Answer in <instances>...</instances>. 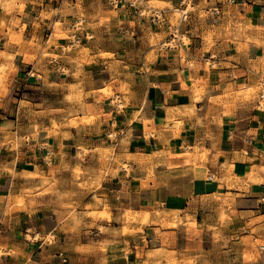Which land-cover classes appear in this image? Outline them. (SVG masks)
I'll use <instances>...</instances> for the list:
<instances>
[{
    "label": "clouds",
    "instance_id": "9594fccd",
    "mask_svg": "<svg viewBox=\"0 0 264 264\" xmlns=\"http://www.w3.org/2000/svg\"><path fill=\"white\" fill-rule=\"evenodd\" d=\"M52 2L0 0V153L9 151L8 157L0 155V179L10 177L7 184H0V192H8L0 195V264H38L25 251L34 234L45 244L60 247L62 231L71 234L66 238L69 249L89 251L80 246L81 238L93 236L92 229L98 225L88 220V211L76 213L89 193L97 208L107 206L110 196L132 203L166 197V192L149 194L144 189L167 187V177L155 175L162 161L154 157L171 150V121L156 124L155 113L163 105L157 102L152 108L146 102L144 85L148 75L155 73L146 63L137 71L129 65L143 63L145 56L164 57L169 74L181 78V89L191 98L194 111L188 119L195 120L193 127L214 123L225 104L229 115L239 111L244 117L257 108L264 111V0H56L61 6L55 11ZM29 25L32 30L25 35ZM45 28L52 30L48 38ZM61 31L67 45L58 42ZM168 38L170 42H163ZM118 50L126 57L117 58ZM170 54L174 60L167 59ZM33 77L35 83L30 82ZM101 88L109 89L107 95H101ZM197 88L200 91L194 92ZM197 100L204 101L199 109ZM117 114L123 117L122 128H118ZM85 117L94 119L73 134L71 121ZM145 120L151 128L147 135L164 151L141 160L130 153L129 145L141 138L133 136L132 124ZM50 134L53 143H48ZM72 148L75 156L69 155ZM105 148L106 154L101 151ZM43 149L48 155L38 156ZM21 163L32 165L34 171L17 170ZM261 165L264 171V158ZM76 169L81 170L79 175ZM124 169L119 191L114 187L99 190L98 174L110 183ZM128 176L139 178L140 188L132 189ZM21 198L28 205L27 220L16 214L21 210L16 201ZM40 209L53 224L55 219L60 221L48 235L37 233L31 218ZM229 214L236 215L231 210ZM25 224L32 226L20 241ZM259 231V243L245 248L244 254L264 264V225ZM237 262L245 264L239 255Z\"/></svg>",
    "mask_w": 264,
    "mask_h": 264
},
{
    "label": "crops",
    "instance_id": "0c3cea01",
    "mask_svg": "<svg viewBox=\"0 0 264 264\" xmlns=\"http://www.w3.org/2000/svg\"><path fill=\"white\" fill-rule=\"evenodd\" d=\"M60 6L57 2L51 4L54 11ZM28 10L30 6L25 8V11ZM35 15L36 13H33V16ZM31 30L32 26L29 25L25 35ZM44 34L45 38H48L52 30L45 28ZM58 42L67 45V39L58 38ZM125 57L126 53H117V58ZM164 59L157 56L153 60L145 56L143 63L129 65V68L137 71L146 63L152 69L155 74H149L144 85L146 102L152 108H155L157 102L163 105L155 113L156 124H168L171 121V150L163 156L154 157L162 161L160 167L155 169V175L159 177L164 174L167 177V187L162 185L160 188L144 189L145 193L166 192L167 195L164 199L159 195L151 200L142 198L136 203L115 201L110 196L104 210L110 214L111 222L88 216L89 221L98 225L92 229L95 235L93 239L97 240V243L92 244L89 241L92 238L82 237L80 246L90 250H69L65 256L63 253V257L68 259L66 264H181L182 261L188 260L189 251L197 252L199 264H202V261H207V264H238V255L245 264H257L255 258L251 262H247L245 258L244 249L252 245L237 241L250 237L260 239L259 230L264 225V171H261V158H264V111L257 108L244 117H241L239 111L229 115L228 106L225 104L223 112L216 114L214 123L208 127H193L195 120L188 119L194 111L191 98L181 89L178 82L181 78L169 74L168 65L163 63ZM167 59L174 60L175 57L170 54ZM87 67L98 69L100 66ZM173 79H176L177 83L173 84ZM35 80L33 77L30 82L35 83ZM185 83L191 85L190 81ZM199 91L198 88L194 90ZM166 97L168 103L165 105ZM203 103L204 101L197 100L196 109ZM196 114L199 115L198 112ZM116 120L118 128H122V115L117 114ZM146 124L147 120L135 122L131 126L134 130L133 136L139 135L141 138L130 142L129 151L132 155H138L141 160L145 157L153 158L154 152L164 151L163 145L157 148L155 138L147 135L151 128L146 127ZM72 131L75 134L76 129L72 128ZM205 136L211 138L205 139ZM53 142L54 138L50 134L48 143ZM70 142L65 140V143ZM142 149L147 150L141 151ZM56 150L58 151V148ZM68 151L69 155L75 156V148ZM41 154L45 156L46 152L38 150L37 155ZM0 155L8 157L9 151L5 149ZM20 169L34 171L32 165L22 163L17 164V170ZM126 171L121 170L110 183L104 181L103 174L100 173V190L114 187L119 191L123 187L120 184V176ZM9 179L7 176L0 179V184H7ZM128 179L132 189L140 188L139 178L132 180L131 176H128ZM152 183L149 179L148 184ZM0 195L7 196V190L0 192ZM92 195L93 193H89L83 197L86 205H89V209H86L89 214L94 208ZM230 210L236 214L234 217L229 214ZM16 214L26 220L30 218L27 207ZM118 215H122L123 219L130 217L132 225L139 227L141 232L134 236L112 235L113 230L121 229L124 223L123 219H118ZM31 218L35 219L36 230L47 228L46 233L51 232L55 224H59L58 219H55V224L47 221L44 209L33 211ZM175 222L177 224L174 226ZM31 226L24 225V234L18 235L20 241L25 239L23 236ZM100 228L108 229L109 233L103 234ZM204 234L218 235L225 241L204 243L200 240H189V235ZM68 235L71 234L59 232L60 247L45 246L43 240L31 241L25 251L38 264L40 261L44 264H63L58 254L59 250L65 247ZM105 239L119 242L103 247L100 243ZM205 254L207 257H203Z\"/></svg>",
    "mask_w": 264,
    "mask_h": 264
},
{
    "label": "rangeland",
    "instance_id": "374dc122",
    "mask_svg": "<svg viewBox=\"0 0 264 264\" xmlns=\"http://www.w3.org/2000/svg\"><path fill=\"white\" fill-rule=\"evenodd\" d=\"M9 2L10 3H21L22 0H9ZM55 2H56V0H53V3H55ZM153 32H154V34H158V32H157V30L155 28L153 29ZM58 38L67 39L66 36H65V34L62 31H61V33L58 34ZM133 39H135V37H133ZM166 41H163V42H166ZM83 43L85 44L86 42H83ZM137 47H139V46L137 45ZM107 51H109L110 54H111V50H107ZM117 53L120 54V53H125V52L123 50H118ZM117 53L115 55H117ZM108 91H109V89H107V88H102L100 90V92H101L102 95H107ZM93 119L94 118H86L85 117L82 121L72 120L71 121L72 128L73 129H77V128L81 127L82 125L91 124ZM101 151L106 154L108 152V149L105 148V149H102ZM75 155H76V153H75ZM39 163L43 167H45V168L47 167L46 165L43 164V162L42 163L39 162ZM80 173H81V170L80 169H76V175H79ZM99 175L100 174H98V176L96 177L97 179H99ZM100 189H101V183L99 184V190ZM16 203H17V205H18V207L20 209H25L26 207H28L26 201L24 199H22V198L21 199H18L16 201ZM81 204H82V207L81 208H77L76 209V213H78V211H82V210L89 209V205H87L88 206L87 208H84L83 207L84 205H86V202H84V198L82 199ZM95 205H96V201H94V208L92 209V213L89 214L88 216L94 217L96 219H103V220H106V221H110L111 222L110 214L106 210H104V206L97 208V207H95ZM33 207H35V205H33ZM70 207L71 206H69V208ZM107 209H109V208H107ZM40 210H43V209H40ZM53 215H55V214L53 213ZM75 218L78 219V216H76ZM58 221H59V219H58ZM123 221H124V223H123L121 229H119V230H113V233H120V232H122V235H114L115 237L116 236H118V237L119 236H134V235H138L141 232V231H137V228L132 225V220L130 219V217H124ZM176 224H177V222L174 223V226ZM191 227H195V225H191ZM100 230L105 235H107L109 233V230L106 229V228H100ZM37 233H40L41 235H48V233H46L44 231V229L42 231H37ZM26 235H27V233L23 236V238L26 237ZM94 236L95 235L89 237V238H92L91 240H89L90 243H92V244L97 243V240H94L93 239V238H95ZM49 239H51L50 236H49ZM189 240L192 241V242H195V240L196 241H199L200 240V241H203L204 243L223 242V241H225L224 239H222V237H218V235H215L214 236L212 234H204L203 236L189 235ZM245 240H250L252 242L251 244L245 243L246 245H253L254 243L255 244H258L259 241H260V239H254L253 237L243 239V241H245ZM31 241L38 242V241H41V239H36L35 238V234H34L33 235V240H31ZM118 242L119 241H116V240H108V239H105V240H103L100 243V245L103 246V247H107L109 245L116 244ZM49 245L50 244H45V246H49ZM50 246H52V245H50ZM69 250H71V249H69L65 245V247L63 249H60L59 250V253H64V256H65L66 255L65 253H67ZM195 251H198V250H195ZM198 252L201 253L202 251H198ZM196 253L197 252H190L189 251V256H188V260H187L188 264H199V263H197L198 262L199 255L196 254ZM203 257H207L206 254H205V256L203 255ZM245 258H246V261L247 262H251L254 259V257H250L248 254H246Z\"/></svg>",
    "mask_w": 264,
    "mask_h": 264
},
{
    "label": "built area",
    "instance_id": "2783aa9c",
    "mask_svg": "<svg viewBox=\"0 0 264 264\" xmlns=\"http://www.w3.org/2000/svg\"><path fill=\"white\" fill-rule=\"evenodd\" d=\"M218 7H219V5H218ZM170 41H171V38H168L166 42H170ZM83 42H87V40H85ZM43 151L46 152L45 156H47L48 155L47 149H43ZM29 242H31V241H29ZM58 256L60 257V259H61V261H62L63 264L68 263V259L66 257L65 258L63 257V253H59Z\"/></svg>",
    "mask_w": 264,
    "mask_h": 264
}]
</instances>
